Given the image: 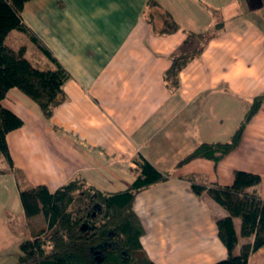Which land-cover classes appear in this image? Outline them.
Returning a JSON list of instances; mask_svg holds the SVG:
<instances>
[{"label":"crops","instance_id":"obj_1","mask_svg":"<svg viewBox=\"0 0 264 264\" xmlns=\"http://www.w3.org/2000/svg\"><path fill=\"white\" fill-rule=\"evenodd\" d=\"M154 1L150 18L147 0H27V31L11 30L4 43L24 47L38 66L51 64L38 46L47 49L68 73L66 97L47 118L9 88L1 104L23 123L6 142L12 167L50 191L76 175L100 189H125L141 154L169 174L133 201L144 252L154 264H211L227 255L215 221L228 212L206 192L194 193L188 177L229 185L236 169L257 173L260 181L247 191L264 199V100L238 146L217 163L197 157L176 164L202 142L227 140L251 99L264 94V0ZM167 15L179 28L159 32L155 23L162 28ZM217 21L221 27L170 88L164 72L171 55L190 50H182L188 32L212 31ZM5 164L0 155V175L8 174ZM240 222L233 217L235 252L253 240L240 235ZM247 264H264V244Z\"/></svg>","mask_w":264,"mask_h":264},{"label":"trees","instance_id":"obj_2","mask_svg":"<svg viewBox=\"0 0 264 264\" xmlns=\"http://www.w3.org/2000/svg\"><path fill=\"white\" fill-rule=\"evenodd\" d=\"M27 0H0V155L12 167L6 142V133L20 127L22 119L2 106L1 100L11 87H17L34 100L42 114L49 118L54 108L66 97L63 83L67 71L42 46L39 49L51 61L38 66L24 56V47L15 50L4 43L7 34L18 29L27 31L21 11ZM147 5H156L147 0ZM222 23L217 21L212 31L188 32L202 43L194 49L171 55V63L164 72L167 85H179V72L210 40ZM178 24L167 15L159 32H172ZM264 100V94L254 96L232 135L225 141L202 142L186 154L176 165L202 157L217 163L238 146L247 123ZM135 174L130 185L121 190L109 191L88 183L76 175L55 190L44 184L30 183L22 170L13 168L19 201L26 219L29 237L23 238L16 264H154L143 250L141 237L145 228L133 208L138 192L168 177L154 167L144 156L133 160ZM191 189L200 195L206 192L228 214L215 221L217 235L227 250L226 257L211 264H247L250 253L264 244V199L257 192L247 191L260 181L257 173L236 169L229 185L200 184L188 177ZM42 217L41 225L35 222ZM233 217L240 218V235L253 236V240L235 247L238 236Z\"/></svg>","mask_w":264,"mask_h":264},{"label":"rangeland","instance_id":"obj_3","mask_svg":"<svg viewBox=\"0 0 264 264\" xmlns=\"http://www.w3.org/2000/svg\"><path fill=\"white\" fill-rule=\"evenodd\" d=\"M154 5H150L148 16L152 17ZM156 28L160 29L159 21L155 23ZM201 40L195 36L186 41L183 49H194L200 46ZM181 50V51H182ZM176 54V53H175ZM6 162V161H5ZM8 174L0 175V264H16L17 258L20 254L19 243L25 238L29 237V230L26 219L23 216L21 206L19 205L18 190L15 183L13 167L5 164ZM1 170V168H0ZM35 173L42 172V169L35 167ZM35 222L39 225L43 223L42 217H37Z\"/></svg>","mask_w":264,"mask_h":264}]
</instances>
